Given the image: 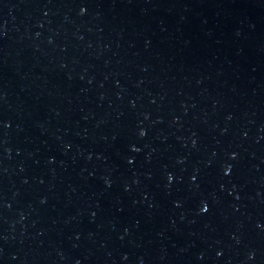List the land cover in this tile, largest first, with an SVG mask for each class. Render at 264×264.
<instances>
[{
    "label": "water",
    "instance_id": "obj_1",
    "mask_svg": "<svg viewBox=\"0 0 264 264\" xmlns=\"http://www.w3.org/2000/svg\"><path fill=\"white\" fill-rule=\"evenodd\" d=\"M0 264H264V0H0Z\"/></svg>",
    "mask_w": 264,
    "mask_h": 264
}]
</instances>
